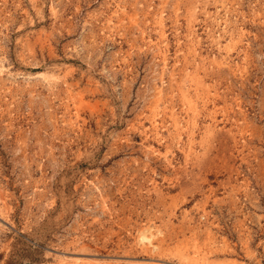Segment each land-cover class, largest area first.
I'll list each match as a JSON object with an SVG mask.
<instances>
[{"label": "rangeland", "instance_id": "rangeland-1", "mask_svg": "<svg viewBox=\"0 0 264 264\" xmlns=\"http://www.w3.org/2000/svg\"><path fill=\"white\" fill-rule=\"evenodd\" d=\"M0 264H264V0H0Z\"/></svg>", "mask_w": 264, "mask_h": 264}, {"label": "bare ground", "instance_id": "bare-ground-1", "mask_svg": "<svg viewBox=\"0 0 264 264\" xmlns=\"http://www.w3.org/2000/svg\"><path fill=\"white\" fill-rule=\"evenodd\" d=\"M144 236H145V235H144ZM145 238H147V237H145ZM145 238H144V239H145Z\"/></svg>", "mask_w": 264, "mask_h": 264}]
</instances>
